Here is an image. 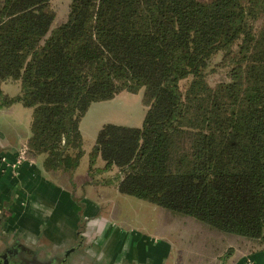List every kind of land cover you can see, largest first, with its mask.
<instances>
[{"label": "trees", "instance_id": "1", "mask_svg": "<svg viewBox=\"0 0 264 264\" xmlns=\"http://www.w3.org/2000/svg\"><path fill=\"white\" fill-rule=\"evenodd\" d=\"M55 18L52 0H0V107L33 108L27 157L72 174L90 105L143 89L142 125H102L91 163L194 225L191 264H225L228 239L264 250V0H71Z\"/></svg>", "mask_w": 264, "mask_h": 264}, {"label": "crops", "instance_id": "2", "mask_svg": "<svg viewBox=\"0 0 264 264\" xmlns=\"http://www.w3.org/2000/svg\"><path fill=\"white\" fill-rule=\"evenodd\" d=\"M1 88L8 95H15L20 90V81L6 79L1 83ZM123 92L116 94L112 100ZM26 107L20 102L0 107V218L3 220V228L14 234L19 230L23 231L29 236V241H36L44 233L57 235V239L63 240L66 234H75L85 225L92 234L90 244L97 240L101 251L126 255L131 259L150 258L151 264H160L168 246L159 239L168 241L162 235H149L140 229L120 224L109 213L111 201L106 197H94L87 191L88 188L96 189L112 183L120 192L119 170L116 167L111 169L113 171L105 169L106 163L101 155L91 163V152L96 139L90 150L86 151L82 147L84 153L80 163L86 153L88 156L83 188L73 179L80 163L72 174L46 170V156L40 154L27 157L17 167L10 166L22 147H27L31 135L33 108L29 107L32 109L30 112ZM99 157L104 163L97 165ZM106 171L115 172L116 180L109 178ZM37 203L42 207L34 208L33 205ZM49 209L50 214H46ZM49 239L56 241L55 237ZM241 255L225 264H264V250L241 252Z\"/></svg>", "mask_w": 264, "mask_h": 264}, {"label": "rangeland", "instance_id": "3", "mask_svg": "<svg viewBox=\"0 0 264 264\" xmlns=\"http://www.w3.org/2000/svg\"><path fill=\"white\" fill-rule=\"evenodd\" d=\"M70 1L52 0V7L56 12L54 26L67 18ZM218 62L219 58L216 59L215 63L217 64ZM215 66L218 67L217 65ZM218 69L215 72H211L208 76L209 81L213 84L225 75L224 68L218 67ZM184 85L185 82H182V86ZM142 95L143 89L138 93L124 91L116 99L93 102L80 124L82 147L84 150L91 149L95 142L97 132L104 123L110 122L128 126H141L146 112V107L141 100ZM26 108L28 109L27 111H32L31 108ZM87 159L88 156L86 153L73 177L74 181L76 180V183L81 188L84 187L83 178L84 173L87 172ZM103 163L104 161L99 157L97 165ZM111 171H106L108 172L106 173L107 176L116 180V173ZM87 191L94 197H106L109 202L111 201V211L109 213L120 224L140 229L149 235H162L168 243L161 239L159 241H162V243L168 246V251H165L166 255L161 258L160 264H191L189 259L196 252V245H193L192 242L189 243V235L194 231V225L191 223L182 224L177 220L164 222V212L159 206L135 196L118 192L112 183L107 186H98L96 189L88 188ZM98 246V249H100V243ZM223 247L225 248L224 251H229L231 249L230 247L233 248V251L229 253V257L226 258L227 263L240 257L241 252H246L249 248V246L244 247L239 241L232 239H228ZM212 261L215 264L221 263L217 258H213Z\"/></svg>", "mask_w": 264, "mask_h": 264}, {"label": "flooded vegetation", "instance_id": "4", "mask_svg": "<svg viewBox=\"0 0 264 264\" xmlns=\"http://www.w3.org/2000/svg\"><path fill=\"white\" fill-rule=\"evenodd\" d=\"M3 226L0 218V264H151L150 258L131 259L101 251L97 240L90 244L92 234L85 225L75 234H66L63 240L57 239V235L44 233L36 241H29L23 231L14 234ZM50 237H55L56 241Z\"/></svg>", "mask_w": 264, "mask_h": 264}, {"label": "built area", "instance_id": "5", "mask_svg": "<svg viewBox=\"0 0 264 264\" xmlns=\"http://www.w3.org/2000/svg\"><path fill=\"white\" fill-rule=\"evenodd\" d=\"M26 151H27V147L26 145H24L22 149L20 150L19 155L16 158V160H14L13 162H10V166H12L13 168L19 166L20 163L27 158ZM3 160L5 159L3 158Z\"/></svg>", "mask_w": 264, "mask_h": 264}, {"label": "clouds", "instance_id": "6", "mask_svg": "<svg viewBox=\"0 0 264 264\" xmlns=\"http://www.w3.org/2000/svg\"><path fill=\"white\" fill-rule=\"evenodd\" d=\"M33 207L34 208H41L42 206L39 203H37V204H34ZM50 211L51 210L49 209L48 212H46V214H50Z\"/></svg>", "mask_w": 264, "mask_h": 264}]
</instances>
